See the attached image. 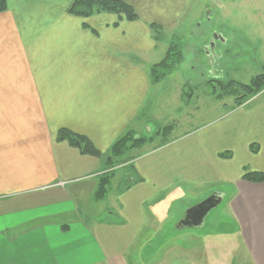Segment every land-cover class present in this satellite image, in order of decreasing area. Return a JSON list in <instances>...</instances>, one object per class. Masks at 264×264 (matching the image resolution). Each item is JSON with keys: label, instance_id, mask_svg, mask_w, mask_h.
<instances>
[{"label": "crops", "instance_id": "obj_1", "mask_svg": "<svg viewBox=\"0 0 264 264\" xmlns=\"http://www.w3.org/2000/svg\"><path fill=\"white\" fill-rule=\"evenodd\" d=\"M72 1L7 0L0 13V264H153L154 257L132 259V251L169 226L176 236L185 231L194 240L177 241L174 250L206 247L209 241L194 229L178 228L169 209L185 192L183 183L223 182L237 186L243 213L250 194L242 189L264 185L242 180L245 166L264 155V101H258L264 91L209 131L178 134L172 127L130 151L140 182L122 193L118 186L109 204L111 192L96 200L113 143L132 128L142 131L140 113L154 123L161 117L158 97L147 99L157 47L150 25H180L196 0H121L134 8V22L107 13L69 15ZM219 124L233 129L218 130ZM243 127L246 136L239 132ZM59 130L85 137L103 156L58 142ZM220 131L237 138L229 159L220 156L227 148L217 145ZM253 143L259 145L254 154ZM256 170L264 173V157ZM121 176L120 171L113 180ZM215 194L226 200L225 191ZM257 221L255 231L244 222L239 239L249 258L264 264V219Z\"/></svg>", "mask_w": 264, "mask_h": 264}, {"label": "rangeland", "instance_id": "obj_2", "mask_svg": "<svg viewBox=\"0 0 264 264\" xmlns=\"http://www.w3.org/2000/svg\"><path fill=\"white\" fill-rule=\"evenodd\" d=\"M160 31L159 34H153L157 47L149 65L150 81L153 86L147 99L158 97L157 114L161 117L158 118L159 123L153 121L151 123V119L144 116L145 113H140L138 119H142L141 122L139 121L144 125L142 131L131 129L136 137L147 140L149 137L144 134V130L149 124L153 125H150L151 130L147 129L151 137L155 133H161L160 126L175 127L178 134L196 132L198 129L209 131L228 111L241 106L248 100L249 89L244 90L242 86L250 85L251 81L262 73L264 66V0H196L189 15L180 25L163 27ZM217 36L221 39L214 40L212 43V38ZM211 45L214 49L210 48ZM174 48L180 52L179 63L172 67L171 72L166 76L154 81L153 71L169 58ZM207 52L215 55L213 67L206 57ZM209 70H215L220 84L210 83ZM157 84L159 85L156 87ZM215 92L216 95H214ZM258 101H264V93ZM221 125L219 124L218 130L233 129L232 126ZM241 131L246 133L245 136L248 135L247 128H240L239 132ZM219 137L220 143L218 141L217 145L222 144L227 147L220 155L232 156L230 150L237 141L236 135L220 131ZM253 144L256 145L257 153L259 145ZM151 148L157 149V145ZM263 157L262 154L258 160L254 161V164L245 166L242 176L249 173H263L256 170V166L260 164V159ZM131 158L129 155L125 156V160ZM238 159H242L241 153ZM128 165L129 163L124 167ZM121 173L125 174V172ZM121 178L122 181H119ZM123 182L124 176L111 181L108 189V193L111 192V196L107 199L108 204L116 195L118 186L121 188ZM183 186L185 192H182L177 203L169 209L178 220V228L184 226L182 220L187 209L208 200L217 190H223L227 194L226 200L219 202L208 215L203 227L192 228L209 241L205 242L206 247L202 244L199 248L193 251L185 250L184 253L174 250L173 247L177 245V241L192 243L194 240L186 235L185 231L180 232L184 234L183 237L176 236L175 227L169 226L161 234L151 233L150 240L145 242L146 246L143 249L138 248L132 251L134 256L132 259L137 258L138 255H144L149 258L154 257L153 264H257L252 256L249 258L239 239V233L244 222L248 224L251 231H255L258 225L257 219H264V199L260 197L264 195V185L242 189V192L250 194V199L243 201L242 214H240L242 200L235 184L226 185L218 182L191 187L183 183ZM105 204L106 200L102 204V210ZM135 242L141 245V237H138ZM208 243H211V247H208ZM127 264H130L129 259Z\"/></svg>", "mask_w": 264, "mask_h": 264}, {"label": "trees", "instance_id": "obj_3", "mask_svg": "<svg viewBox=\"0 0 264 264\" xmlns=\"http://www.w3.org/2000/svg\"><path fill=\"white\" fill-rule=\"evenodd\" d=\"M31 1V0H28ZM7 0H0V13L7 10ZM67 13L72 16L80 18H89L92 15L107 13L114 14L120 18H124L128 22H134L138 20L134 9L127 3L121 0H73L67 9ZM150 30L155 33H160L161 28L155 24L150 25ZM157 35V34H156ZM177 51V53H175ZM180 52L174 48L172 54L167 60L161 63L158 68L153 71V80L158 81L159 78H163L171 72L172 67L178 64L180 61ZM163 66L160 72V67ZM158 76V77H157ZM247 91L248 100L258 95L264 90V66L262 67V73L251 81L248 86H242ZM247 100V101H248ZM172 129V126H167L161 130L160 134H167ZM159 133H155L152 137L140 138L136 137L132 132L127 131L121 137H119L111 146L109 152L105 155L107 171L103 176L99 178L97 190L95 192L96 200H103L108 194L111 181L114 179L117 173L125 172L124 182L121 184L120 193L127 191L134 184H138L140 179L135 176L133 170H131L130 160H125V156L128 153L138 147H141L147 142L152 141ZM58 142H67L70 146L78 149L81 154L101 158L103 155L89 142L85 137L74 134L67 130H59L57 133ZM256 145L252 146V153H256ZM221 157L229 158L227 154H221ZM128 166L124 167L125 164ZM129 181H126V180ZM242 180L260 184L264 183V173H249L242 176Z\"/></svg>", "mask_w": 264, "mask_h": 264}, {"label": "water", "instance_id": "obj_4", "mask_svg": "<svg viewBox=\"0 0 264 264\" xmlns=\"http://www.w3.org/2000/svg\"><path fill=\"white\" fill-rule=\"evenodd\" d=\"M212 43H214V40H218L219 37L217 36V38H212ZM210 48L214 49V46L211 45ZM221 200V196L214 194L213 196H211L208 200L201 202L200 204L188 209L186 211V218L188 217V215H192V214H198L199 213V217H198V223L195 226H201L204 219L207 217V215L214 209V207H216V205L220 202ZM188 219V218H187ZM186 222H184V226H188L187 224H185ZM190 226V225H189Z\"/></svg>", "mask_w": 264, "mask_h": 264}, {"label": "flooded vegetation", "instance_id": "obj_5", "mask_svg": "<svg viewBox=\"0 0 264 264\" xmlns=\"http://www.w3.org/2000/svg\"><path fill=\"white\" fill-rule=\"evenodd\" d=\"M206 54L205 55H206V57H207V59L209 61V64L213 63V65H212V67H213L214 63H215V59H214L215 55H211L209 52H207ZM209 77H211V81H210L211 84L218 85V84L221 83L220 81L217 80V76H216L215 70H213V71L209 70ZM221 198H222V196H221ZM198 217H199V213L198 214L188 215V217H187L188 219H187L186 218V212H185V216H184L182 222H186V223H188L187 224L188 226L190 225L189 227L195 228L196 227L195 225L198 223Z\"/></svg>", "mask_w": 264, "mask_h": 264}]
</instances>
